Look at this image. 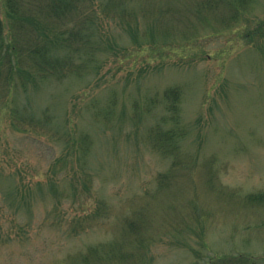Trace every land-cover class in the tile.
<instances>
[{
  "label": "rangeland",
  "instance_id": "obj_1",
  "mask_svg": "<svg viewBox=\"0 0 264 264\" xmlns=\"http://www.w3.org/2000/svg\"><path fill=\"white\" fill-rule=\"evenodd\" d=\"M91 7L0 111V264H264V0Z\"/></svg>",
  "mask_w": 264,
  "mask_h": 264
},
{
  "label": "trees",
  "instance_id": "obj_2",
  "mask_svg": "<svg viewBox=\"0 0 264 264\" xmlns=\"http://www.w3.org/2000/svg\"><path fill=\"white\" fill-rule=\"evenodd\" d=\"M92 2L0 0V111L7 108L11 93L26 79L60 77L58 64L79 61L77 52L60 58L52 50H65L82 38L93 22L89 18L95 12ZM173 103L172 108L177 102ZM174 137L167 134L166 141Z\"/></svg>",
  "mask_w": 264,
  "mask_h": 264
}]
</instances>
